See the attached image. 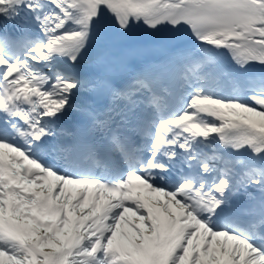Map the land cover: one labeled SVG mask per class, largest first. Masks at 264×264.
Listing matches in <instances>:
<instances>
[{
    "label": "snow or ice",
    "instance_id": "snow-or-ice-1",
    "mask_svg": "<svg viewBox=\"0 0 264 264\" xmlns=\"http://www.w3.org/2000/svg\"><path fill=\"white\" fill-rule=\"evenodd\" d=\"M0 264H264V0H0Z\"/></svg>",
    "mask_w": 264,
    "mask_h": 264
}]
</instances>
